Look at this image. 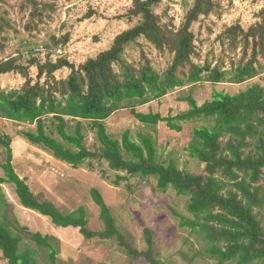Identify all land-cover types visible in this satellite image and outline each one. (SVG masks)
Returning a JSON list of instances; mask_svg holds the SVG:
<instances>
[{
    "label": "trees",
    "instance_id": "trees-1",
    "mask_svg": "<svg viewBox=\"0 0 264 264\" xmlns=\"http://www.w3.org/2000/svg\"><path fill=\"white\" fill-rule=\"evenodd\" d=\"M162 1L133 0L124 16L132 21L138 19L137 24L117 34L110 48L81 63L67 56L54 60L51 50L45 61L37 56L28 63L22 61V55L3 57L0 75L21 74L25 81L18 87L0 84V118L35 124V130H24L22 134L74 166L98 159L107 161L113 170L132 176L156 177L159 189L173 187L179 194L190 196L188 208L195 219L188 221L182 216V224L204 235L210 243L208 252L220 264L264 262V87L254 84L237 94L214 90L213 99L203 104L189 96L190 109L176 116L164 117L160 112H143L131 106L133 114L149 125L167 121L172 129L181 130L179 121H207L208 124L195 128L189 145L191 155L206 164L204 174L182 170L175 161H160L150 135L141 134V140H136L127 130L119 140L107 130L105 120L126 107L125 101L145 103L186 82L204 79L223 82L230 78L242 83L264 72V9L259 13L260 20L250 27L235 24L225 31L229 48L225 56L231 52L237 56L240 47L242 54L237 62L232 58L230 70L224 69L223 57L216 64L209 59L202 63L195 60L201 57L203 40L197 42L193 26L202 16L219 12V1L196 0L180 26L174 20L165 21L155 10ZM23 5L31 9L32 21L27 24L31 29L45 22L43 18L50 17V11L56 12L58 0H25ZM11 27L14 28L13 22L0 5L2 40H7ZM2 40L0 50L5 49ZM54 41L56 46L65 45L67 35L55 36ZM155 52L163 62H156ZM65 69L69 71L67 75L57 74ZM49 119H53L62 140L53 136ZM71 119L74 125H70ZM85 120L96 132L99 149L86 145ZM12 142L11 134L0 128V144L8 153L6 161H0L4 171L0 176L2 204V184L11 183L24 207L50 217L55 225L79 227L88 239L117 238L130 256H144L150 264H172L154 256L153 236L148 228V249L138 250L127 240L98 188L92 189V195L106 224L102 231L88 227L84 206L63 212L54 202L40 198L16 171ZM121 179L124 177L120 176L117 182ZM23 234L51 249L52 264H56L50 235L27 227L16 233L9 220L0 217V250L8 264H37L34 249H21Z\"/></svg>",
    "mask_w": 264,
    "mask_h": 264
},
{
    "label": "rangeland",
    "instance_id": "rangeland-1",
    "mask_svg": "<svg viewBox=\"0 0 264 264\" xmlns=\"http://www.w3.org/2000/svg\"><path fill=\"white\" fill-rule=\"evenodd\" d=\"M220 11L202 16L193 29L201 43L199 63L209 59L216 64L224 58V69H232L234 61L242 56L241 47L236 54L228 51L224 37L231 25L240 24L250 27L260 20L259 13L264 9V0H218ZM196 0H163L155 10L165 21L174 20L177 25L185 20L186 14ZM25 0H6L0 2L7 10L14 28L7 30L5 49L0 50V60L6 56L22 55V61L28 63L34 56L41 61L47 58V51H54L52 58L67 56L71 61L81 63L89 57L108 49L120 32L137 24L124 16L128 13L133 0H58L56 12L50 11V17L38 28H27L32 21L31 9L24 6ZM38 19L35 18V21ZM67 35L65 45H55L54 37ZM231 55H233L231 57ZM157 63L163 62L160 54H153ZM35 68H33V71ZM68 70L58 71V75H67ZM223 82L209 80L186 82L176 87L165 96L148 102L125 101L124 108L114 112L105 120L108 132L122 140L125 131L130 130L134 139L141 140V134L152 136L157 146V158L169 163L175 161L180 169L191 173L204 174L206 164L192 156L189 145L194 137L196 127L208 124L204 120L179 121L181 130L172 129L167 121L149 125L140 121L132 112L131 106L143 112H160L164 117L176 116L190 109L189 96L200 104L213 99L214 90L237 94L254 84L264 87V72L235 83L226 78ZM25 81L21 74L8 73L0 75V84L4 87H18ZM48 120L52 134L59 140L61 136ZM70 120V125H74ZM0 128L13 137V163L16 171L25 178L31 189L40 198L48 199L63 212H71L84 206L87 213L88 227L102 231L106 224L101 217V207L92 195V189L98 188L111 208L116 225L127 240L138 250L148 249V228L153 236L154 256L172 264H220L210 255V243L204 235L193 227L182 224V216L188 221L195 219L189 211L190 196L179 194L170 187L164 191L158 188L154 176H132L124 171L113 170L105 160H88L74 166L57 158L42 145L32 143L23 134L24 130H35L36 126L1 120ZM49 132L51 130L49 129ZM86 145L99 149L96 132L90 121H84ZM6 148L0 144V161L7 158ZM4 175L0 167V176ZM123 176L119 183L118 178ZM5 199L0 202V217H6L17 233L27 227L32 232H41L51 236V246L56 252V264H150L144 256H130L117 238L95 237L88 239L79 227H61L55 225L51 218L38 211L24 207L16 194L13 184H2ZM21 249L32 248L37 264H52L51 249L39 246L34 240L23 234ZM0 264H8L0 250ZM228 264H238L231 261ZM254 264H264L257 261Z\"/></svg>",
    "mask_w": 264,
    "mask_h": 264
}]
</instances>
